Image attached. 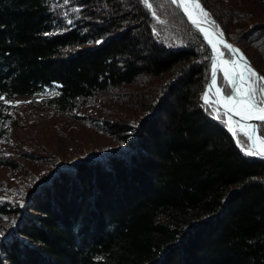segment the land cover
<instances>
[{
	"label": "trees",
	"instance_id": "obj_1",
	"mask_svg": "<svg viewBox=\"0 0 264 264\" xmlns=\"http://www.w3.org/2000/svg\"><path fill=\"white\" fill-rule=\"evenodd\" d=\"M199 2L264 76V1ZM148 3L0 0V141L5 102L26 98L115 145L30 194L26 162L50 160L0 151V167L24 177L0 198V220L14 219L0 222V264H264V160L201 102V36L170 0Z\"/></svg>",
	"mask_w": 264,
	"mask_h": 264
},
{
	"label": "rangeland",
	"instance_id": "obj_2",
	"mask_svg": "<svg viewBox=\"0 0 264 264\" xmlns=\"http://www.w3.org/2000/svg\"><path fill=\"white\" fill-rule=\"evenodd\" d=\"M259 17L264 20V12L260 13ZM46 93L53 95L55 91L47 89ZM41 99L37 97L34 101ZM30 102V99L26 98L5 102L9 106L5 124L7 136L4 141H0V151L5 154L20 149L50 160L40 164L26 162V168L33 173L34 178L32 187L25 186L26 193L33 192L42 179L47 178L59 167L69 166L72 161L101 156L114 149L115 145L105 137L95 134L87 125L79 123L71 116L56 114L48 108ZM86 112L87 110L80 109L74 114ZM23 185L22 173L8 172L0 167V198L11 195L15 187ZM15 203L23 201L16 200ZM0 222L11 226L14 219Z\"/></svg>",
	"mask_w": 264,
	"mask_h": 264
},
{
	"label": "snow or ice",
	"instance_id": "obj_3",
	"mask_svg": "<svg viewBox=\"0 0 264 264\" xmlns=\"http://www.w3.org/2000/svg\"><path fill=\"white\" fill-rule=\"evenodd\" d=\"M144 3L152 7L148 0H144ZM172 3L181 7L192 24L203 33L215 57L211 66V83L203 96L205 104L216 108L218 118L220 109H223V116L228 117L226 123L230 131L238 136L237 143L247 155L264 156V131L257 134L256 127L247 123L252 120L264 122V76L246 62L238 48L220 38L222 33L212 32L202 26L209 14L203 10L199 0H172ZM220 46L229 53H236L239 59H225ZM218 72L222 73L220 79L227 87L217 86ZM233 116L239 119L233 122ZM238 134H242L243 138H239ZM0 235L3 233L0 232Z\"/></svg>",
	"mask_w": 264,
	"mask_h": 264
},
{
	"label": "water",
	"instance_id": "obj_4",
	"mask_svg": "<svg viewBox=\"0 0 264 264\" xmlns=\"http://www.w3.org/2000/svg\"><path fill=\"white\" fill-rule=\"evenodd\" d=\"M170 2L172 3V0H170ZM199 3H200V2H199ZM172 4H173V3H172ZM173 5H174V7L179 11V13L183 16V18L185 19V21L187 22V24H188V25H189L194 31H196V32L201 36L203 42L207 45V47H208L209 50H210V60H209V79H208V81H207V83H206V85H205V87H204L203 93H202V95H201V102H202L203 104H205V102H204V100H203V96H204L205 92L208 91V86H209V84L211 83V66H212V62H213V60L215 59V57L213 56L212 48H211L210 45H208L207 41H206L205 38H204L203 33H202V32H201V31H200L195 25L192 24V22L189 20L188 16L184 13V11H183V9H182L181 7H179L177 4H173ZM200 5H201V4H200ZM201 7H202V5H201ZM202 8H203V7H202ZM203 10H204V8H203ZM204 11H205V10H204ZM213 25H214V22H213L211 19H209V18L207 17L206 22H205L202 26H203L204 28H206V29H209V30L212 31V32L222 33V32H219V31H218ZM220 38L223 39L226 43L233 45V47L238 48L236 45H234V44H232L230 41H228V40L225 38V36H224L223 33H222V36H221ZM238 49L240 50V53H242L243 56L245 57L246 62H247L248 64L251 65V63L249 62V60L247 59V57L244 55L243 50L240 49V48H238ZM223 50H225V51L228 52L227 49H224L222 46H220V51L224 53ZM228 53H229V52H228ZM229 55H230V58H227L226 56H225L224 58H225V59H234V60H238V59H239V57H238V55H237L236 53H229ZM251 67L253 68L252 65H251ZM241 68H243V63H241ZM253 69H254V68H253ZM254 70H255V69H254ZM255 71H256V70H255ZM256 72H257V71H256ZM257 73H258V72H257ZM218 74H219L220 76L222 75V73L218 72V73H217V77H218ZM258 74H259V73H258ZM259 75H260V74H259ZM217 86H218V84H217ZM206 105H207V104H206ZM220 112L223 114V109H222V108L220 109ZM224 117L228 118L227 116H224ZM238 119H239V117H235V116H233V120H234V121H236V120H238ZM247 123H249V124H251V125H254V126L256 127L257 134H259L258 124L261 123V121L252 120V121H248ZM255 156L264 160V156H260V155H255Z\"/></svg>",
	"mask_w": 264,
	"mask_h": 264
},
{
	"label": "bare ground",
	"instance_id": "obj_5",
	"mask_svg": "<svg viewBox=\"0 0 264 264\" xmlns=\"http://www.w3.org/2000/svg\"><path fill=\"white\" fill-rule=\"evenodd\" d=\"M216 108L215 107H212V110H215Z\"/></svg>",
	"mask_w": 264,
	"mask_h": 264
}]
</instances>
